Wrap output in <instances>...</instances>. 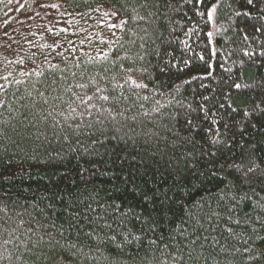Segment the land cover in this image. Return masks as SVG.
<instances>
[{
	"label": "trees",
	"instance_id": "1",
	"mask_svg": "<svg viewBox=\"0 0 264 264\" xmlns=\"http://www.w3.org/2000/svg\"><path fill=\"white\" fill-rule=\"evenodd\" d=\"M39 2L0 0V264H264L260 5Z\"/></svg>",
	"mask_w": 264,
	"mask_h": 264
},
{
	"label": "snow or ice",
	"instance_id": "2",
	"mask_svg": "<svg viewBox=\"0 0 264 264\" xmlns=\"http://www.w3.org/2000/svg\"><path fill=\"white\" fill-rule=\"evenodd\" d=\"M33 2H34V3L37 5V7H39V8H47V7L57 8V7H58L57 4H51V5L43 4V3H40L39 0H33ZM122 2H123V0H122ZM203 2H204V0H197V3H203ZM246 3H247V5L250 6V8H252V9H255V8H256V5L259 4V5H260V12H261V13H264V0H246ZM222 4H223L224 6H226V7H231L230 0H216V2L213 3V4L211 5V7H209V8L207 9L206 16H207V22H208V23H213V22H215V21L218 19V17H217V11H218V9L221 7ZM21 7H23V5H21ZM37 15H39V13H37ZM107 15H108V13L106 12V13H105V16H107ZM111 15H112L113 17H117V18H118V11L113 10V11L111 12ZM241 15H243V16H245V17H250V16H251V12H250V11H245V12H243V13H241V12H235V16L240 17ZM258 16H259V19H260V20H264V15H260V14L258 13ZM133 18L135 19V17H133ZM140 18L143 19V17H140ZM229 19H231V17H229ZM125 23H126V21L121 20L119 24H115V23H113V24H109L108 27H109V28L122 27ZM254 28H255V31H256L257 33H259V32L262 31V29H264V25H261V26H259V27L254 26ZM241 31H244V30L241 29ZM5 35H6V34H5ZM212 35H213L212 32H209V33H208V36H209V37H211ZM243 39H244V40H247V39H248V36H247V35H244ZM69 43H71V42L69 41ZM82 43H83V41H82ZM241 51L243 52V55H244V56H246V57L251 56V53H250V52H248V51H246V50H244V49H241ZM261 56H264V52L261 53ZM105 58H107V57H106V54H105ZM21 63H23V61H21ZM52 67H56V66H55V65H52ZM121 68H122L123 71H125V72H132V71L134 70L133 68H130V67H129V68H124L123 65H121ZM26 74H27V73H25V75H26ZM37 75H42V73L37 72ZM127 81H131L132 84H134L135 87H137V88L146 87V85H144V84H138V83H136V81L131 80V77H130V76L127 78L126 82H127ZM90 82L94 84V83H95V80H92V81H90ZM53 84H55V81H53ZM116 86H119V85H114V87H116ZM76 87H78V88H85L86 85H84V84H77ZM234 87L237 88V89H239V88L242 87V85L239 84V83H236V84L234 85ZM68 90H70V89H68ZM101 91H102V89H101L100 87H96V89H95V93H100ZM95 93L93 94V96H88V95L85 93V95H84L82 98L79 97V96H77V100H78V102H79V105H87L88 107H95V105H90V104L88 103L89 101L93 100V98L95 97ZM41 95H43V93H41ZM74 95H75V94H74ZM98 99L103 100V101H108V100H109V96H108V95H102V96H99ZM144 99H147V97H144ZM0 103H2V102H0ZM221 107L223 108L224 105H221ZM233 110H234V109H233ZM104 111H109V109L106 108V109H104ZM74 113H75V109L73 108V109H71L69 115H72V114H74ZM75 114L79 115L80 113H75ZM244 115L247 116L248 113L245 112ZM69 126H70V125H69ZM65 139H67V137H65ZM213 155H215V153H213ZM231 167H233V168L235 169L236 175L234 176L233 180L230 181V185H226V187L231 186L232 188L240 189L241 186H245V185L250 186V185H252L254 182H257V181H258L259 184H260V186H261L262 188H264V170H261V171L257 174V169L259 168V165L256 164L255 162H253L252 165H251L250 167H247L246 169L244 168L243 165H239V166H237V165H231ZM251 191L254 192V191H255V188H251ZM229 195H231V198H232L233 200H236L237 205L241 204L244 200H251V197H250L247 193H245V192H242V193H241L239 199H237V197H236L235 194L229 193ZM257 206H259V207L261 208V210L264 211V204H259V205L254 204V205H253V209H250L249 212H244V217H245V218H243V220H242L243 224H245V225L250 224V221H251V215H250V213H251V211L254 210L255 207H257ZM234 207H235V206H234ZM241 210H242V209H241ZM230 211H232V209H230ZM229 219L231 220V217H229ZM255 219H256L257 221H259V222L261 223V227L264 228V217L257 215V216L255 217ZM232 222H233L234 224L239 225V224L241 223V219H237V220H234V221H232ZM252 230H253V232L256 231V229H255L254 226H253V229H252ZM227 231H228V232H232V228L229 227V228L227 229ZM257 238H259V237H257ZM112 239H115V237H112ZM125 239H127V237H125ZM133 239H138V237H135V236H134ZM245 242H246V241H245ZM244 251H245V252H248L249 249H248V248H245ZM259 255H264V250H261L260 253H259ZM248 258H249V259H253V257H251V256H249Z\"/></svg>",
	"mask_w": 264,
	"mask_h": 264
}]
</instances>
